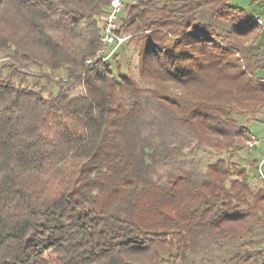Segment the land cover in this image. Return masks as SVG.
Segmentation results:
<instances>
[{"label":"trees","instance_id":"1","mask_svg":"<svg viewBox=\"0 0 264 264\" xmlns=\"http://www.w3.org/2000/svg\"><path fill=\"white\" fill-rule=\"evenodd\" d=\"M232 1L126 3L119 48L138 46L141 87L110 60L86 64L110 0H0V46L14 48L0 70V264H187L264 228V187L253 193L244 167L219 157L163 181L158 169L185 148L232 156L253 136L235 115L264 108L262 27ZM26 63L62 70L32 75L57 91L16 82ZM258 252L250 242L228 261Z\"/></svg>","mask_w":264,"mask_h":264},{"label":"rangeland","instance_id":"2","mask_svg":"<svg viewBox=\"0 0 264 264\" xmlns=\"http://www.w3.org/2000/svg\"><path fill=\"white\" fill-rule=\"evenodd\" d=\"M232 5L245 8L249 12H255L256 15L264 21V9L259 6V4L251 3L250 0H233ZM104 15V14H103ZM125 15V10L123 9L120 13V20ZM103 16L100 18V24ZM218 30L222 33L230 28V24L218 23ZM120 25V24H119ZM127 39L130 37L126 34ZM260 48L257 49L256 59L263 65V68L257 69L255 71V77L264 81V28H262V34L259 40ZM14 48L12 46L2 47L0 46V70L2 76H6L12 72L11 68H8L10 63L14 64L12 60ZM116 59L110 60L111 68L115 74L120 73H130L133 75L137 84L141 87H145L146 84L139 77V55L138 46L134 43H125L121 48L117 49ZM14 58V57H13ZM118 61L119 69L116 68L115 62ZM25 63V61H24ZM16 66L18 64H15ZM22 74H17L13 79L18 82L21 80L27 83L36 82L37 87L43 89V93H55L58 89V85L55 81H48L44 78H34L32 75L38 74L42 71L49 73L54 80H58L64 76L62 70L52 71L49 68L36 65L34 63H26L22 66ZM15 74V75H16ZM177 89H182L181 87L175 85ZM201 87L199 85H194L190 90L193 94H197V91ZM83 86L76 85L71 89L72 95H78L84 93ZM235 118L239 123L246 125L252 132L256 144L250 146L249 139L246 144L247 148L238 150L234 155L229 156L228 152L216 151L211 148H199L190 151L188 148L184 149V153L178 156L172 163L158 167L160 173V181L165 179L166 173L169 170L175 169H186L194 172L198 177L203 175L207 164L215 161L219 157H223L229 161L235 162L240 167H244L248 174V182L252 192H256L258 188L264 187V108L258 113L251 114L247 113L243 116L235 115ZM258 164L257 169H254L253 165ZM253 243L254 247L259 250L255 255V263L250 264H264V228H256L251 235H244L237 240L231 241L223 245L222 248H210L208 252L204 253L199 251L190 256L187 264H234L228 259L233 253V250H239L245 252L248 248L249 243Z\"/></svg>","mask_w":264,"mask_h":264},{"label":"built area","instance_id":"3","mask_svg":"<svg viewBox=\"0 0 264 264\" xmlns=\"http://www.w3.org/2000/svg\"><path fill=\"white\" fill-rule=\"evenodd\" d=\"M128 2L133 3L135 0H110L100 24V46L94 56L86 60L88 67L93 66L97 61L105 62L111 60L117 49L127 39V36L120 34L118 29L120 26V13ZM256 21L259 26L264 28V21L260 16L256 17ZM251 139L249 142L250 146L256 144L254 136Z\"/></svg>","mask_w":264,"mask_h":264}]
</instances>
